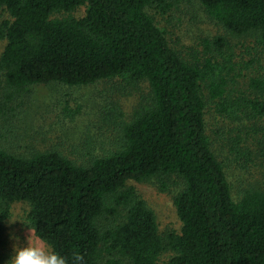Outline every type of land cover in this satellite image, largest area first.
Returning a JSON list of instances; mask_svg holds the SVG:
<instances>
[{
	"label": "trees",
	"instance_id": "trees-1",
	"mask_svg": "<svg viewBox=\"0 0 264 264\" xmlns=\"http://www.w3.org/2000/svg\"><path fill=\"white\" fill-rule=\"evenodd\" d=\"M162 0H0V80L9 93L57 83H145L148 96L121 124L119 146L79 163L54 149L0 147V264L5 221L26 203L36 238L73 264H264V185L233 198L205 134L202 88L226 84L212 55L182 59L146 9ZM232 36L264 48V0H196ZM85 7L81 18H52ZM226 45L222 38L211 49ZM215 64V66H214ZM207 87L202 83L206 82ZM264 95V76L251 81ZM264 115V101L254 104ZM0 132V139H1ZM128 181L174 190L179 232L159 233L153 211Z\"/></svg>",
	"mask_w": 264,
	"mask_h": 264
},
{
	"label": "rangeland",
	"instance_id": "rangeland-1",
	"mask_svg": "<svg viewBox=\"0 0 264 264\" xmlns=\"http://www.w3.org/2000/svg\"><path fill=\"white\" fill-rule=\"evenodd\" d=\"M84 11L85 7H79L52 18H81ZM146 12L182 59L203 62L212 55L217 61L216 76H222L226 84L221 98L213 100L206 88L201 90L205 134L224 168L232 197L264 185V115L254 106L264 101V95L260 86L251 84L264 76V48L254 37L225 32L196 0H162ZM9 19L0 10V22ZM218 37L226 45L210 50L208 43ZM207 83L202 84L207 87ZM148 95L145 83L128 84L117 78L76 87L36 84L19 94H8L0 80V147L17 154L54 149L79 163L90 156L108 155L119 146L121 124L130 121ZM170 185L160 191L152 181L126 183L153 211L162 234L180 229ZM27 211L22 202L9 207L1 264H6L13 244H23L27 237L42 243L26 221ZM170 256L161 254L156 264H166Z\"/></svg>",
	"mask_w": 264,
	"mask_h": 264
},
{
	"label": "clouds",
	"instance_id": "clouds-1",
	"mask_svg": "<svg viewBox=\"0 0 264 264\" xmlns=\"http://www.w3.org/2000/svg\"><path fill=\"white\" fill-rule=\"evenodd\" d=\"M18 241V237L15 238ZM81 257L76 256L73 264H79ZM6 264H68L66 258L52 247L26 238L23 244H13Z\"/></svg>",
	"mask_w": 264,
	"mask_h": 264
}]
</instances>
